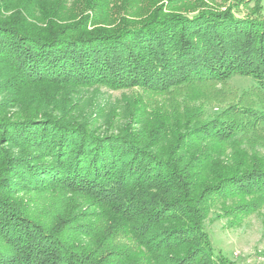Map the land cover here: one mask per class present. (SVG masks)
<instances>
[{
  "label": "trees",
  "instance_id": "trees-1",
  "mask_svg": "<svg viewBox=\"0 0 264 264\" xmlns=\"http://www.w3.org/2000/svg\"><path fill=\"white\" fill-rule=\"evenodd\" d=\"M163 1L0 0V84L16 94L17 87L31 89V96L20 91L14 103L27 114L0 119L5 144L23 146L11 155L0 148V264H228L205 221L207 209L228 198L264 203V20L236 15L233 7L245 0H223L227 9L210 0H169L174 16L145 21L150 15H141V24L123 18ZM236 62L246 69L230 65ZM239 75L256 85L191 136L184 131L194 121L177 112V102H150L151 112L142 113L136 128L111 123L101 129L84 111L66 110L60 94L39 97L38 91L40 85L148 95L191 85L223 90ZM219 90H203L194 99L223 104L228 100ZM9 104H0V118ZM126 111L128 118L135 109ZM36 122L47 124L30 126ZM49 124L69 133L66 145L67 135H51ZM168 129V139L156 138ZM39 171L44 179L37 181ZM11 172L26 191L39 186L45 200V193L60 192L86 201L84 207L95 208L87 217L96 223L84 221L86 212L65 232L44 224L42 216L28 220L7 179ZM35 173L36 181L29 178ZM55 238L60 244L53 243L57 249L47 259Z\"/></svg>",
  "mask_w": 264,
  "mask_h": 264
},
{
  "label": "rangeland",
  "instance_id": "rangeland-1",
  "mask_svg": "<svg viewBox=\"0 0 264 264\" xmlns=\"http://www.w3.org/2000/svg\"><path fill=\"white\" fill-rule=\"evenodd\" d=\"M168 1L169 0H164L162 3H157L152 6L153 8L151 9L147 8L144 5L138 6L136 9L131 10L132 14H122L123 18L125 17V19L129 20L132 19V21H137L136 19H138L137 22H139L141 20V15H150L149 19L147 18L145 21H154L155 19L158 20L162 17L164 18L165 16H174L176 12L172 11L169 8L170 6L168 5ZM210 2L218 3L219 8L221 9H224L226 7V5H220L221 3H223V0H210ZM240 4L239 6L236 5V7L238 6V8L233 7L236 15L245 16L248 18L250 17L252 19L254 17V20H257L260 17L261 20H264V0H245L241 5ZM9 14L10 13H8V15ZM257 15L259 17H257ZM118 18L120 19V16H118ZM144 22L140 21L139 24ZM36 63L38 62L36 61ZM230 65H233L235 67H244L240 65V62L231 63ZM2 66L6 67V64L4 63ZM223 69L226 70L227 68L224 67ZM244 69L246 68L244 67ZM255 85L256 82L250 77L239 75L232 78L229 81L228 86L224 87L223 90H219L222 87L219 85H205L198 87L191 85L189 87L173 88V90L159 95H148L139 89L131 91H112L105 87L99 89H80L76 87L46 88L45 86L40 85L38 91L40 92L39 97H47V94H55L56 96L60 94V96H57L56 98L59 102L61 101V104L65 106L66 110H69L71 114L75 115L76 113L79 114L80 111H84L83 115H86V117H88L92 123H96V125L101 129H104L105 126L111 123H115L118 126L127 124L126 126H133L132 128H136V126L141 123L144 117L142 113H145V115L148 116L153 106H156L157 104H160V102L166 100H170L172 101V103L177 102L181 105L179 109L177 108V112L179 114L182 113V117L185 116L187 118H190L188 119L189 121H194V126L186 130L187 132L184 131L186 135L191 136L194 132H197L199 130L198 127L200 125L204 126L207 124H211L216 119H220L222 117V113H224L228 107H230L234 103L239 102L240 97L245 94V90H248ZM208 89L211 90V93H213V89L219 90L222 94L220 95L221 98L228 101L223 104H213L212 102L206 103L205 101L195 100L196 98L194 99V96H200L201 94H204L206 92L203 90ZM15 90L17 94L20 91H24V95H30L28 93L31 91V89H24V86H21L20 88L17 87ZM13 91L14 90L12 89L6 90V87H2L0 84V104L6 102L13 103L8 105V112L0 118L1 121L18 119L19 117H22L21 115H25L27 114V112H29L28 109L14 108L16 106L14 103L19 99L17 98V94ZM232 94H234L232 99H228V97ZM77 98L80 99L76 102ZM251 98V95L244 96V99L246 101H250ZM136 99H138V101L142 103L140 107L137 105ZM150 102L152 103L151 108L149 107ZM130 106H133L135 112L133 115H131V117L125 118L124 115L127 112L126 109H128ZM1 111L3 110H1L0 107V112ZM198 113L202 114V117H199ZM186 121L182 120V122L184 123H186ZM44 124L47 123L36 122L30 124V126L38 125L39 127H41V125ZM184 126L185 124L182 125V128H184ZM49 127H51V135H54L57 138H63L65 135L69 134L54 125H51ZM170 131L171 129H168L167 132H162L160 133V135L156 132V138L159 136L157 139H168ZM39 133L42 132L39 131ZM27 136L30 137V140L35 141L32 135L27 134ZM68 136L69 135L63 138L64 142L62 143V145H66ZM0 139V148L5 151V154L8 153L9 155H11L12 153H16L14 151H18L23 147L15 144H5L6 140L2 139L1 135ZM24 143H26L28 147H30L29 145L33 144L27 139L24 141ZM208 144L210 145V143ZM69 147L70 146H67V148ZM203 147H205V145ZM2 161L3 157L0 158V167L2 165ZM189 161L190 160H187L186 163H188ZM207 161L210 162L209 159H207ZM14 164L13 168L15 167ZM50 166L52 165H48V167ZM49 170L50 169H48V171ZM170 171L171 170H168L166 172ZM38 174L40 175L38 176ZM41 174L42 172L40 171L37 173V181L44 179ZM18 177L19 174L17 172H11L9 174V177L7 178L8 181H12L13 184H15V190L12 191L13 189H10L9 191H12L14 195L18 197L17 200L19 202H17V204L30 213L28 216L25 215V218L30 221H33L32 215L42 216L45 217L44 224L46 222L48 226L51 225L52 227H58L57 230L65 232L70 230L72 227L77 228L78 225L75 224L76 220H81L80 218L82 216L84 217V215H86L87 217L89 213H93L95 211V208L93 207H84L86 206V201L80 202L78 197H73L70 194L62 196L60 192H56L54 194L45 193L46 195H48L46 196L47 200H45L43 196H41V194H39L38 192L39 186L36 187L33 185V187H30L26 191L24 187H20L22 180L18 179ZM31 177L32 180L36 181V173L32 176L30 174L29 178L31 179ZM2 178L3 177L0 176L1 182ZM41 197L43 199V202L42 205H39L37 204V200ZM253 201L254 198L250 197L228 198L222 202L214 204L210 209H207V219L205 221L206 231H208V233L211 235L216 251L223 253V255L227 259L228 264H264V203L261 205H256L255 203L251 205L250 203ZM79 203H83V206H79ZM243 204L249 205L250 208H254L253 211L245 210V212H241L243 208L241 206ZM47 205L49 208L46 209ZM60 205L62 208H59ZM47 210L49 212H47ZM65 211L67 212V214L65 217H62L60 213H64ZM83 212H86V214L79 215ZM60 219L62 220L61 222ZM84 221L90 224L96 223L95 219L89 216ZM44 232L47 237L54 238V235L51 231ZM97 237H100V235H94V238ZM89 239L90 238L84 241H89ZM56 242L60 244V241L55 238V241H50V245H52L53 243L55 244ZM54 244L52 245L50 252L46 256L47 259H49L48 256L50 254H54L57 249ZM59 253L61 259H63L64 255L61 254L62 251Z\"/></svg>",
  "mask_w": 264,
  "mask_h": 264
}]
</instances>
